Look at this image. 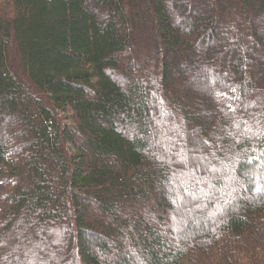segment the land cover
I'll return each mask as SVG.
<instances>
[{"label": "trees", "instance_id": "obj_1", "mask_svg": "<svg viewBox=\"0 0 264 264\" xmlns=\"http://www.w3.org/2000/svg\"><path fill=\"white\" fill-rule=\"evenodd\" d=\"M0 176V264H264V0H0Z\"/></svg>", "mask_w": 264, "mask_h": 264}, {"label": "rangeland", "instance_id": "obj_2", "mask_svg": "<svg viewBox=\"0 0 264 264\" xmlns=\"http://www.w3.org/2000/svg\"><path fill=\"white\" fill-rule=\"evenodd\" d=\"M198 158L201 159L200 157H198ZM5 188H6V184L0 176V216L2 215V196H3V192H4Z\"/></svg>", "mask_w": 264, "mask_h": 264}]
</instances>
